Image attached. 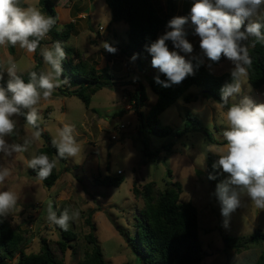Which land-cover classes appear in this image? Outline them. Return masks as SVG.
Wrapping results in <instances>:
<instances>
[{
	"label": "rangeland",
	"instance_id": "374dc122",
	"mask_svg": "<svg viewBox=\"0 0 264 264\" xmlns=\"http://www.w3.org/2000/svg\"><path fill=\"white\" fill-rule=\"evenodd\" d=\"M52 1L58 7L56 11L60 28L70 22H74L76 26L66 45L69 50L65 60L73 64L76 57H79L89 61L98 70L108 68L111 79L103 78L109 84L92 97L89 109L85 108L76 95L59 93L60 88H68L64 83L47 100L42 98L36 105L42 117L39 122L51 139L64 124H70L75 129L73 135L81 147L76 157H69L65 164H57L59 179L53 188H45L40 179L33 177L27 163L45 144L41 136L30 143L27 152L14 153L12 157H2L0 154V166L11 170V175L0 185V191L9 190L19 197L16 209L6 220L12 228L26 230V252L38 253L44 238L66 264H76L83 261L90 250L87 236L93 233L107 264H142L129 240V237L135 236V216L140 214L143 206L142 199L134 195L133 189H141L149 182H155L159 188L164 189L166 182L174 180L183 187L181 201L192 202L198 210L199 234L206 252V263L214 264L219 261V264H255L256 256L251 254L253 251H237L234 240L250 237L256 229L264 231V209L256 208L246 196L242 197V206L231 215L229 226L225 228L220 204L215 196L216 187L208 178L207 155H217L225 146L222 142L225 140L223 131L227 127V108L232 103L239 102L243 96H249L256 103H264V87L258 91L253 89L247 75L242 83L241 93L229 98L228 104L223 106L213 98L201 97V89L193 87L188 93L197 94L198 101L187 104L180 98L159 117L158 126L174 130H184L187 124L197 126L188 120L187 116L191 114L200 120L206 134L202 130H193L191 126L180 138H159L150 133L140 137V117L134 96L142 86L148 99L150 96L155 97L154 101L148 100L143 108H139L147 116L150 104L157 100L149 81L161 74L151 66V56L150 60L138 56L132 62L130 57L122 53L128 43V25L123 22L111 23V12L105 0ZM167 1H158L162 15L168 12ZM193 2L194 0H179L177 16H188ZM30 5L39 8L47 16L40 7L39 0H24L23 7ZM185 32L186 38L190 37L193 52H179L173 44L170 51H178L186 60L202 61L215 75L231 73L234 68L231 61L226 60L218 66H212L203 55L199 47L200 38L194 35V26L190 20L185 25ZM44 40L46 43L41 49L51 48L53 43L50 36ZM103 41L116 47L117 53L105 51L101 47ZM0 58L1 73H4L2 80L8 79L6 67L9 58L16 62L19 75H25L34 68V53H28L19 45L14 47V53H10L8 45L0 46ZM42 61L45 70L47 65L43 58ZM134 77H138L135 82ZM60 79L62 80L61 77ZM72 90L73 88H69V91ZM15 119L18 134L8 137V141L22 144L25 138L31 140L34 128L27 125L23 116ZM122 125L125 128H120ZM143 139L148 144L149 152L156 155H144ZM168 144H172L171 151L166 152L164 146ZM168 170L172 172V178L168 177ZM107 176H123L124 182L119 187L96 185V179ZM50 202L53 209L55 207L57 216L64 209H68L70 214L73 210H79L80 213L76 220L69 222V228L76 238L67 242L73 248L68 247L65 252L58 245L62 240L60 228L47 220ZM89 220L92 225L87 223ZM225 238L233 240L231 248L227 247ZM8 264H17V261Z\"/></svg>",
	"mask_w": 264,
	"mask_h": 264
},
{
	"label": "clouds",
	"instance_id": "9594fccd",
	"mask_svg": "<svg viewBox=\"0 0 264 264\" xmlns=\"http://www.w3.org/2000/svg\"><path fill=\"white\" fill-rule=\"evenodd\" d=\"M189 20L194 26V35L200 38L199 47L209 61L218 63L224 57L234 64L231 81L225 82L220 89L222 106L227 105L229 98L241 93L247 70L252 65L249 47H255L256 43L264 44V0H194L188 16L171 18L166 25L170 30L146 45L151 66L166 77L161 80L160 75H156L153 79L164 88L179 85L195 74L192 61L179 54L193 52V45L186 39L185 32ZM55 24L53 17L46 16L35 6L22 7L21 0H0V46L19 45L28 53H35ZM169 40L179 52L169 50L166 44ZM101 47L111 54L118 51L107 41H103ZM41 56L47 68L39 75L35 71L29 72L27 83L18 74L16 62L11 58L7 61L6 87L0 86L2 157L27 152L30 143L40 138L38 121L42 117L36 105L42 98L47 100L56 88L66 82L60 79L62 62L67 58L62 43L56 41L51 48L41 49ZM137 58L138 54L134 53L130 60L134 62ZM3 75L0 73V80ZM136 79L138 77L133 78L134 82ZM149 100L152 102L155 97L150 96ZM20 116L36 130L31 140L25 138L22 144L10 143L7 138L18 134L15 118ZM226 122L223 138L227 143L217 153L218 159L213 164L214 169L226 174L215 191L225 228L229 226L231 215L242 206V197L246 196L256 208L264 209V103H256L249 96H243L227 108ZM74 131L72 125L64 124L53 137L52 144L59 158H74L80 153L81 147L73 135ZM27 163L43 180L51 174L57 161L42 153L33 155ZM10 175L8 167L0 166V185ZM208 178L215 179L211 174ZM18 200L14 192L0 191V218L6 219L16 209ZM47 213L48 222L64 231L69 229V222L80 214L79 210L70 214L68 209H64L57 216L51 202Z\"/></svg>",
	"mask_w": 264,
	"mask_h": 264
},
{
	"label": "trees",
	"instance_id": "16d2710c",
	"mask_svg": "<svg viewBox=\"0 0 264 264\" xmlns=\"http://www.w3.org/2000/svg\"><path fill=\"white\" fill-rule=\"evenodd\" d=\"M93 1V0H92ZM159 0H105L111 12V23L123 22L128 25V43L125 45L122 53L127 57H132L134 53L138 56L146 57L150 60V54L146 51V45H150L160 34L169 30L166 25L168 21L177 16V3L179 0L167 1V13L162 15L159 10ZM24 0H21L23 7ZM42 10L56 20L48 35L51 42L60 41L65 52L69 50L67 43L73 36L75 31V23L70 22L62 28L59 26V15L56 11V5L52 0H39ZM246 26V25H245ZM243 30V29H242ZM262 31H264L262 29ZM190 41V37H187ZM254 40V38H250ZM45 40H41L40 46L34 53V68L29 72L35 71L38 75L44 70L40 49L45 44ZM170 48L172 42H166ZM10 53H14V47L8 45ZM249 55L252 59V65L248 68V82L255 90H261L264 87V44L256 43L255 47H249ZM78 56V55H76ZM228 60L222 57L218 63L210 64L218 66L222 62ZM194 67V75L188 76L181 84L164 88L155 83L152 78L149 81L152 92L156 95L157 100L154 104H150L151 108L147 116H145L139 108H143L148 103V97L145 89L141 86L134 96L136 101V110L139 115L140 124L138 133L143 137L145 133L153 134L159 138H180L191 126L193 130H202V123L196 117L188 114L187 118L194 124H187L183 130H174L172 128H160L158 126L159 117L172 107L180 98L189 104L197 102L199 96L195 93H188L193 88L201 89V97L207 99H215L222 103L220 89L225 82L231 81V75L228 72L221 75L213 74L205 64L198 60H191ZM63 73L62 80H66L64 84L68 86L66 89H59L61 95H76L84 104L86 109L91 106L92 97L102 90L107 84L103 78L111 79L108 68L98 70L87 60L76 57V62L71 63L69 60L62 62ZM2 62L0 58V73ZM29 72L21 75L22 79L27 83L29 80ZM161 80L166 77L160 74ZM7 80H0V86L6 87ZM69 88H73L69 91ZM41 137L44 138L45 144L36 151V155L47 154L50 159L57 161L56 167L51 174L41 180L45 188H53L58 179L57 164H65L68 158H59L57 150L52 144V139L46 134L42 124L38 121ZM36 130V129H34ZM209 141L212 139L207 134ZM144 155L153 157L155 153H150L147 142L143 139ZM224 140L222 145H226ZM172 144L164 146L166 152L171 151ZM159 153V152H158ZM156 155V154H155ZM218 159V155H207V169L209 175L215 177L211 179L217 185L225 179L226 174L219 169H214L213 164ZM31 175L37 177V170L31 169ZM167 175L172 178V172L168 170ZM39 179V178H38ZM124 182L123 176H107L104 179H96L97 186L119 187ZM134 195L141 198L143 206L140 214L135 216V236L129 237L133 245L134 252L138 256L139 262L142 264H208L206 263V252L203 249L199 234V214L198 210L192 202H183L180 197L183 187L179 182L170 180L166 182V187L161 189L155 182L145 184L141 189L134 188ZM55 210V207H54ZM60 214H58L59 216ZM92 225L90 220L87 222ZM62 240L58 243L59 247L66 251L67 242L76 238L75 233L70 230L64 231L60 228ZM26 230L21 228H12L6 219L0 218V264H8L14 260L17 264H66L61 259L54 248L46 239L41 240V249L38 253L26 252ZM91 245L90 250L86 253L83 261L76 264H107L103 250L96 238L91 233L87 236ZM226 245L231 248L230 238H225ZM235 247L240 252H250L255 254V264H264V231L256 229L250 237H241L234 240ZM219 264V261L214 263Z\"/></svg>",
	"mask_w": 264,
	"mask_h": 264
},
{
	"label": "built area",
	"instance_id": "2783aa9c",
	"mask_svg": "<svg viewBox=\"0 0 264 264\" xmlns=\"http://www.w3.org/2000/svg\"><path fill=\"white\" fill-rule=\"evenodd\" d=\"M120 128H122V129H123V128H125V126H124V125H122Z\"/></svg>",
	"mask_w": 264,
	"mask_h": 264
},
{
	"label": "water",
	"instance_id": "95a60500",
	"mask_svg": "<svg viewBox=\"0 0 264 264\" xmlns=\"http://www.w3.org/2000/svg\"><path fill=\"white\" fill-rule=\"evenodd\" d=\"M88 12V11H87ZM186 36H187V34H186ZM140 65V68H141V64H139Z\"/></svg>",
	"mask_w": 264,
	"mask_h": 264
},
{
	"label": "crops",
	"instance_id": "0c3cea01",
	"mask_svg": "<svg viewBox=\"0 0 264 264\" xmlns=\"http://www.w3.org/2000/svg\"><path fill=\"white\" fill-rule=\"evenodd\" d=\"M56 9H58V7L56 6Z\"/></svg>",
	"mask_w": 264,
	"mask_h": 264
}]
</instances>
